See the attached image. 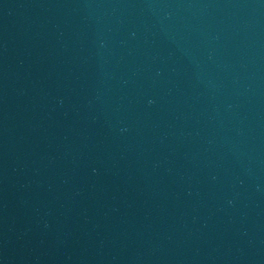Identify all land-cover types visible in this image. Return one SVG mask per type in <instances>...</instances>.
<instances>
[{
    "label": "water",
    "instance_id": "95a60500",
    "mask_svg": "<svg viewBox=\"0 0 264 264\" xmlns=\"http://www.w3.org/2000/svg\"><path fill=\"white\" fill-rule=\"evenodd\" d=\"M0 208L33 264H264V0H0Z\"/></svg>",
    "mask_w": 264,
    "mask_h": 264
}]
</instances>
